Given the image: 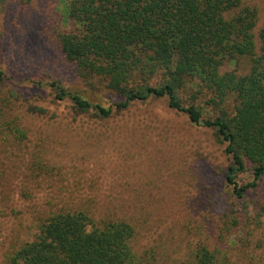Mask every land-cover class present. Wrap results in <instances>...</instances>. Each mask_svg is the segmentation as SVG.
Instances as JSON below:
<instances>
[{
	"label": "rangeland",
	"instance_id": "rangeland-1",
	"mask_svg": "<svg viewBox=\"0 0 264 264\" xmlns=\"http://www.w3.org/2000/svg\"><path fill=\"white\" fill-rule=\"evenodd\" d=\"M69 1L0 0V264L59 210L83 212L98 226L127 223L140 264H190L201 246L219 264H264V177L236 198L225 181L231 160L213 129L164 98L117 111L114 94L81 81L57 43L72 28ZM243 2L257 10L258 48L264 0ZM60 88L112 114L76 115ZM180 100L213 119L203 99L186 92ZM236 181L250 183V168Z\"/></svg>",
	"mask_w": 264,
	"mask_h": 264
},
{
	"label": "trees",
	"instance_id": "trees-1",
	"mask_svg": "<svg viewBox=\"0 0 264 264\" xmlns=\"http://www.w3.org/2000/svg\"><path fill=\"white\" fill-rule=\"evenodd\" d=\"M64 16L72 28L57 43L81 81H96L114 94L117 111L166 99L170 109L213 129L225 145L231 160L225 181L236 198L256 188L264 177V25L257 48L256 8L243 0H70ZM241 61L247 62L244 75L237 73ZM186 92L203 99L213 119H201L193 105L182 106L180 94ZM58 96L72 102L76 115L112 114L113 108L93 105L79 93L60 88ZM15 133L24 136L17 128ZM247 167L252 181L239 186L236 178ZM132 237L125 222L98 226L83 212L59 210L40 219L32 240L11 248L4 264H140ZM191 260L219 264L204 246Z\"/></svg>",
	"mask_w": 264,
	"mask_h": 264
}]
</instances>
